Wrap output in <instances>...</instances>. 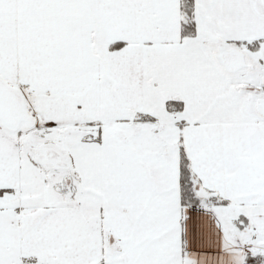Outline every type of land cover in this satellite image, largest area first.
<instances>
[{
    "label": "snow or ice",
    "instance_id": "obj_1",
    "mask_svg": "<svg viewBox=\"0 0 264 264\" xmlns=\"http://www.w3.org/2000/svg\"><path fill=\"white\" fill-rule=\"evenodd\" d=\"M0 264H264V0H0Z\"/></svg>",
    "mask_w": 264,
    "mask_h": 264
}]
</instances>
